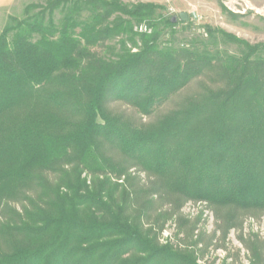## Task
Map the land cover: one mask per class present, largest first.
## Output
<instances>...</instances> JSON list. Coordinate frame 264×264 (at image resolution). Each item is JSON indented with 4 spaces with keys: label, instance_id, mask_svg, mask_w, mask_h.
Here are the masks:
<instances>
[{
    "label": "trees",
    "instance_id": "16d2710c",
    "mask_svg": "<svg viewBox=\"0 0 264 264\" xmlns=\"http://www.w3.org/2000/svg\"><path fill=\"white\" fill-rule=\"evenodd\" d=\"M161 9L46 0L10 18L0 34V264H199L202 238L159 242L187 202L207 204L227 233L264 212V45L207 26L201 44L160 43L186 24L158 21ZM145 22L151 34L135 32ZM195 81L199 91L153 123L110 107L150 117ZM157 205L168 211L151 222ZM248 250L264 264V242Z\"/></svg>",
    "mask_w": 264,
    "mask_h": 264
},
{
    "label": "rangeland",
    "instance_id": "374dc122",
    "mask_svg": "<svg viewBox=\"0 0 264 264\" xmlns=\"http://www.w3.org/2000/svg\"><path fill=\"white\" fill-rule=\"evenodd\" d=\"M46 0H15L6 7L0 8V34L5 27L10 24V18H24L25 10L30 5H44ZM127 5L139 3L155 4L162 7L157 10L156 19L172 18L180 20V15H189L188 24H179L175 29V34L169 30H164L160 43L172 42L174 45H188L191 43L201 44L206 37L205 27L221 29L237 38L249 43L252 46L264 45V0H122ZM196 13L198 20H194L190 14ZM143 27V30L140 27ZM147 28V29H146ZM135 32L151 34L152 30L148 24L142 23ZM119 38L115 39L111 45L117 47ZM221 52H228L231 55H239L240 49L232 44H222L219 47ZM259 55L264 57V49L261 48ZM135 52L137 50H134ZM103 56H108V52L99 49ZM200 81H195L177 96L173 97L166 104L161 106L152 116L142 117L137 111L124 104L114 102L110 104L113 111L124 113L137 123L149 124L156 122L159 118L175 109L182 101L199 91ZM131 172L137 173L142 185L149 182L148 176L142 172L138 173L133 169ZM83 178L88 179L90 184L92 178L87 174ZM13 208L21 211V205H14ZM160 209L168 211L167 207L154 206L150 213L153 222L157 211ZM181 217L189 224H184L179 228L176 218ZM242 225L226 232L222 224L218 221L214 211L204 203L187 202L180 213L172 220L168 221L164 231L160 234L159 242L166 245L169 242L173 245L183 244L182 241L191 242L198 239L203 240L202 250L204 256L199 264H251L252 254L248 247L251 242L258 240L264 242V212L245 213L241 215ZM195 227L192 240L190 230ZM187 239V240H186ZM260 246V245H259Z\"/></svg>",
    "mask_w": 264,
    "mask_h": 264
},
{
    "label": "water",
    "instance_id": "95a60500",
    "mask_svg": "<svg viewBox=\"0 0 264 264\" xmlns=\"http://www.w3.org/2000/svg\"><path fill=\"white\" fill-rule=\"evenodd\" d=\"M190 16H191L194 20H198V17H197V15H196V13H192V14H190ZM188 19H189V15H188V14L183 13V14L180 15V20H181L182 22H187ZM173 21L175 22L176 19H174Z\"/></svg>",
    "mask_w": 264,
    "mask_h": 264
},
{
    "label": "crops",
    "instance_id": "0c3cea01",
    "mask_svg": "<svg viewBox=\"0 0 264 264\" xmlns=\"http://www.w3.org/2000/svg\"><path fill=\"white\" fill-rule=\"evenodd\" d=\"M14 2L15 0H0V8H6L12 5Z\"/></svg>",
    "mask_w": 264,
    "mask_h": 264
},
{
    "label": "built area",
    "instance_id": "2783aa9c",
    "mask_svg": "<svg viewBox=\"0 0 264 264\" xmlns=\"http://www.w3.org/2000/svg\"><path fill=\"white\" fill-rule=\"evenodd\" d=\"M140 29L143 30V27L141 26ZM146 29H147V28H146Z\"/></svg>",
    "mask_w": 264,
    "mask_h": 264
}]
</instances>
